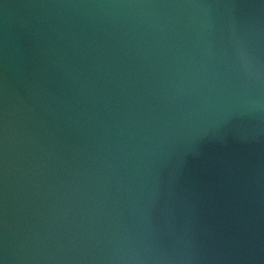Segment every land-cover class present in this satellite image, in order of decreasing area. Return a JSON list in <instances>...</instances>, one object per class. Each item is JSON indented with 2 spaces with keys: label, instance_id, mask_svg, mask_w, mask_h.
<instances>
[{
  "label": "water",
  "instance_id": "obj_1",
  "mask_svg": "<svg viewBox=\"0 0 264 264\" xmlns=\"http://www.w3.org/2000/svg\"><path fill=\"white\" fill-rule=\"evenodd\" d=\"M3 264H264V0H0Z\"/></svg>",
  "mask_w": 264,
  "mask_h": 264
},
{
  "label": "snow or ice",
  "instance_id": "obj_2",
  "mask_svg": "<svg viewBox=\"0 0 264 264\" xmlns=\"http://www.w3.org/2000/svg\"><path fill=\"white\" fill-rule=\"evenodd\" d=\"M0 264H3V261L2 260H0Z\"/></svg>",
  "mask_w": 264,
  "mask_h": 264
}]
</instances>
